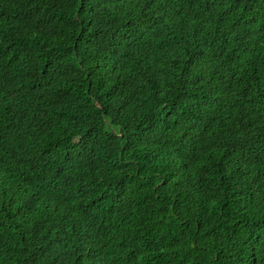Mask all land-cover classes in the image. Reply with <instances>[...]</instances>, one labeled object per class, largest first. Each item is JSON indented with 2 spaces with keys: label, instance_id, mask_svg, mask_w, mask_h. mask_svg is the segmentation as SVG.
Masks as SVG:
<instances>
[{
  "label": "trees",
  "instance_id": "16d2710c",
  "mask_svg": "<svg viewBox=\"0 0 264 264\" xmlns=\"http://www.w3.org/2000/svg\"><path fill=\"white\" fill-rule=\"evenodd\" d=\"M0 264H264V0H0Z\"/></svg>",
  "mask_w": 264,
  "mask_h": 264
}]
</instances>
